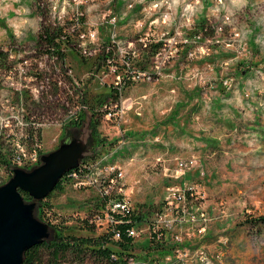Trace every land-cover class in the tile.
<instances>
[{"label": "rangeland", "instance_id": "obj_1", "mask_svg": "<svg viewBox=\"0 0 264 264\" xmlns=\"http://www.w3.org/2000/svg\"><path fill=\"white\" fill-rule=\"evenodd\" d=\"M42 24L81 35L64 39L66 51L58 58L46 52ZM110 37L119 66L129 51L151 61L154 50L144 49L161 40L168 55L161 72L152 79L132 78L117 101L93 99L101 114L99 133L108 142L103 150L116 143L117 154L104 163L106 169L87 159L91 172L55 190L47 200L52 219L61 218L75 235L97 236L101 229L78 226L98 194L91 182L119 169L115 187L134 205L144 209L145 203H155L158 209L169 201L157 220L161 241L171 250L163 264H264V0H0V105L9 97L33 115L48 112L44 120L51 123L41 127L42 154L79 135L87 136L86 155L91 154L90 97L107 96L118 81L103 58L110 54L104 50ZM15 69L46 77L60 70L70 107L62 113L59 104L47 105V90L38 98L24 76L9 80ZM49 94L58 97L61 90ZM83 105L81 125L72 118L59 122ZM109 107H118L120 114L108 116ZM8 168L0 160V185L12 176ZM149 223L140 225L138 241L150 237ZM51 257L49 249L41 251L43 264ZM62 264L110 261L70 249Z\"/></svg>", "mask_w": 264, "mask_h": 264}, {"label": "trees", "instance_id": "obj_2", "mask_svg": "<svg viewBox=\"0 0 264 264\" xmlns=\"http://www.w3.org/2000/svg\"><path fill=\"white\" fill-rule=\"evenodd\" d=\"M66 29L64 26L54 27L51 24L45 26L42 24V30L40 36L44 43H47V53L57 54L59 58L64 55L66 48H64L69 38L75 39V37L81 35V32L72 31L71 34L66 33ZM62 35L66 36V40L61 39ZM75 36V37H74ZM110 43V38L107 40ZM157 45L146 46L145 53L149 54L150 51L154 50L152 55L156 53L161 46L163 45V41H160ZM153 47L154 49H152ZM102 55L98 56V59L101 58ZM104 58V57H103ZM143 62V63H141ZM138 65L141 69H146L149 67L148 55L143 56L141 61L138 62ZM97 68H101V64L97 65ZM93 96L90 97L89 103L91 105V128H92V136L93 145L91 144L89 147L90 155H85V157L80 161L79 165L66 173L63 178L60 180L55 189L44 199L38 201V206L36 208L35 214L38 219L44 221L49 224L51 228V236L42 242L41 244L35 245L26 251L24 254L23 264H43L41 260V251L43 249H49L51 252V261L50 264H62V260L64 254L70 249H74L76 255L80 256L88 251L91 253H95L101 258H106L110 261V264H128L131 258H138L144 260L151 261H159L160 259L165 258L170 253V249L165 246V243L161 240L157 239L156 232L153 231L152 237L147 238L145 241H134V237L130 235V229L135 224H139L141 222L148 221L152 226L154 225V218L157 212H160L163 209V205H158V209H156L155 203H145L147 207L142 209L140 206L134 205V209L129 213L124 212H115L114 213V223L110 228L108 226L105 231L100 232L97 236L91 235H75L71 230V226H67L63 223L61 218L56 217L52 219L50 215V203L47 201L50 195L55 190H61L63 188V183L66 181H70L74 177L84 176L88 172H91L92 163H96L104 165L105 167L102 169H106V161L110 157L113 158L114 153L109 154L105 159L103 156L106 152L113 150L117 144L114 143L110 145V148L107 151L103 150L105 146L108 144L105 136L99 133V125H100V116L101 114L95 109L97 104L93 101L94 98H97V102L103 103L106 102L108 98H112L114 101L119 99L118 91L115 88H112L111 91L107 94V96ZM107 97V98H106ZM98 103V104H99ZM84 121V115H81L79 121H74L77 127L81 125ZM87 159L94 160L91 165H87L85 163ZM0 160L4 161V156L0 154ZM105 163V164H104ZM119 169L111 170L107 175V182L111 179H118ZM117 190V189H116ZM116 190L112 192L110 195H105V197H101L100 194H97L94 201L88 206L87 215L81 217L82 223L78 226L82 229H86L89 232L95 231L97 224L95 220L90 219L92 214H95L104 204V201L107 202L109 197L113 198H122L123 194L117 193ZM25 201L31 202L33 198L26 192H22ZM101 210V209H100ZM87 211V210H86ZM102 217H105L103 212H98ZM86 214V213H85ZM152 214V215H151ZM154 215V217H152ZM258 221L261 219H257ZM256 220V221H257ZM85 224V225H84ZM94 225V226H93ZM95 227V228H94ZM114 228V230H113ZM115 232L120 233V237L115 239ZM162 232V230H160ZM164 234V233H163ZM164 236V235H163ZM142 257V258H141Z\"/></svg>", "mask_w": 264, "mask_h": 264}, {"label": "built area", "instance_id": "obj_3", "mask_svg": "<svg viewBox=\"0 0 264 264\" xmlns=\"http://www.w3.org/2000/svg\"><path fill=\"white\" fill-rule=\"evenodd\" d=\"M130 6H132V3H130ZM169 15H170L169 12L166 11L163 16L164 19L167 20ZM65 38L66 36L62 35L61 39H65ZM112 41L113 38L110 37V45H107L108 47L106 46L104 48L106 53H110V54L104 56V59L107 60L108 62L107 65L110 68H112L115 75H117L118 81L116 83V86L112 85L111 87L115 88L118 91L119 98L121 96V91L124 88L123 86L128 84L132 78L143 77L144 79H152L153 76L161 72V69L163 67V60L167 58L166 55H168L167 43L163 42L161 48L154 54L151 61H149V67H147L146 69H141L140 66L138 65V62H140L141 59L140 58L138 59V57H136L134 51L131 52L129 51L126 54L122 55L121 66H119L118 63L114 62V55H112L113 52H110V50H112L111 48L113 44ZM190 43H193V41ZM175 49L178 50L177 47H175ZM96 52L97 51L94 52L85 51V54L94 55L96 54ZM101 52L102 49L100 50V55H102ZM52 54L53 53H49V55ZM55 55L59 58L57 54ZM189 55L193 57L194 53L190 52ZM104 63H106V61H104ZM15 70L16 71H10L7 74V78L9 80L16 81L14 80L16 76H20V77L24 76L26 77V79H28L29 82L33 83V87H31V89L29 86H27V88H29L30 89L29 91L30 92L32 91L34 95H37L38 98L42 97L43 94L41 93L47 90L44 93L45 96H47V101H48V103L46 102L47 105H49V102L53 103L54 107L58 106L59 104V106L63 111L62 113H64V111L68 109V107H70L69 94L66 93V90H63L65 85L63 83V79L60 77V73H59L60 70H56L54 75H49V77H46L45 74L42 76V73H40V71L37 70H32V69H15ZM99 70H101V68ZM71 73H72L71 70L67 71L68 76H70ZM50 77L53 79V81L50 80ZM35 83H39V84L35 85ZM13 84L14 83H12V85ZM15 88L20 90L21 86L19 87V85H15ZM56 88L61 90V94H59L58 97H56V95L49 94L50 89L56 90ZM30 95H32V93ZM3 104H4L3 108L0 105V140L1 143L4 141V147L0 143V154L4 156V161L6 162V165L9 167L8 171H10L12 174L14 168H23L26 170H30L41 163V155L43 153L42 151L43 136H42L41 127L42 126L45 127V125L51 123V121L47 122L44 120L48 112L43 111L40 114L37 113L38 116L33 115L31 114V112H28L25 109L23 104L15 103L14 100L9 97H4ZM82 109L87 110V107L83 105L82 107H78L77 111H72V110L69 111L68 115H65L64 118H61L59 122L61 121L63 122L64 120H71V118L72 120L74 119V121H79L81 118V115L79 113L82 111ZM106 110L108 112V116L110 117L120 114L118 107H116L115 109L109 107ZM118 148L119 147L116 146L113 150H110L108 153L106 152L103 156V159H105L109 154L117 151ZM111 170H115V169H111ZM107 180H108L107 176L99 175L96 179H94L91 182V184L96 187L97 193L100 194L101 197L103 198L105 197V195H110L112 192H114V190L118 188L115 187L116 184L114 179H111L109 182H107ZM191 190H192L191 188H188L186 190L187 196L191 195L190 193ZM116 192L123 194V197L122 198L109 197V200L107 202L104 201V204L100 208L101 210L99 209V211H97L95 214H92L90 216V219L95 220L97 224V228L101 229L102 231H105V229H107L108 226L110 228L112 227L114 223L115 212L120 211L124 213H129L134 209V204L129 198L126 197L121 187H119L116 190ZM180 199H182L180 202H184V203L186 202L185 195H180ZM164 206L165 207L169 206V201H164L163 209L160 212L156 213V217L153 222L154 225L150 226L151 234L149 238L152 237L154 231L156 232L157 239L162 240L161 236H163L164 234L160 232V230H162V226H160L157 220L158 217H161V214L164 211ZM184 206L182 205L178 207L179 209H181L180 213L184 214L183 216L186 215L185 210H187V207L185 206L186 207L185 208ZM100 211L104 213L105 217H102L100 213H98ZM142 223L145 222L135 224L130 229V235L134 237L135 242L138 241V237L141 235V231L139 230V227ZM163 230H169L168 226L166 227L163 226ZM119 237H120V233L115 232V239H118ZM176 238L179 239L178 236ZM165 258H169V256H166ZM163 259H160L159 261L148 262V260H144V259L131 258L128 264H163L162 263Z\"/></svg>", "mask_w": 264, "mask_h": 264}, {"label": "water", "instance_id": "obj_4", "mask_svg": "<svg viewBox=\"0 0 264 264\" xmlns=\"http://www.w3.org/2000/svg\"><path fill=\"white\" fill-rule=\"evenodd\" d=\"M87 136H70L55 150L41 155V163L26 170L14 168L0 185V264H23L24 254L51 236L48 223L36 217L38 201L47 197L63 176L85 157ZM22 192L33 201H25Z\"/></svg>", "mask_w": 264, "mask_h": 264}, {"label": "bare ground", "instance_id": "obj_5", "mask_svg": "<svg viewBox=\"0 0 264 264\" xmlns=\"http://www.w3.org/2000/svg\"><path fill=\"white\" fill-rule=\"evenodd\" d=\"M239 35V34H238Z\"/></svg>", "mask_w": 264, "mask_h": 264}]
</instances>
